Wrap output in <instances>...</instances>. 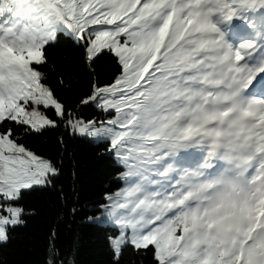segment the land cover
Returning a JSON list of instances; mask_svg holds the SVG:
<instances>
[{"label": "snow or ice", "instance_id": "6c2138e0", "mask_svg": "<svg viewBox=\"0 0 264 264\" xmlns=\"http://www.w3.org/2000/svg\"><path fill=\"white\" fill-rule=\"evenodd\" d=\"M64 41L93 74L105 57L119 67L71 105L48 71ZM93 108L104 118H84ZM61 126L118 170L88 209L116 264L129 248L264 264V0H0V244L26 225L25 196L62 175L27 138ZM46 264H75L55 234Z\"/></svg>", "mask_w": 264, "mask_h": 264}, {"label": "trees", "instance_id": "16d2710c", "mask_svg": "<svg viewBox=\"0 0 264 264\" xmlns=\"http://www.w3.org/2000/svg\"><path fill=\"white\" fill-rule=\"evenodd\" d=\"M49 73L56 93L69 105L86 93L92 81L110 82L119 72L116 62L105 57L92 66L83 60L77 47L64 41L49 50ZM61 78L67 84H61ZM86 119H103L95 108L84 110ZM27 145L40 154L62 161V175L55 187L29 192L25 206L31 213L27 223L13 233L7 244H0V264H46L50 244L55 245L75 264H116L108 226L89 222L98 215L88 211L109 191L117 190L118 170L101 161L105 145L72 135L63 126L29 136ZM122 186V185H121ZM80 211L73 213V209ZM123 264H154L150 254L129 248Z\"/></svg>", "mask_w": 264, "mask_h": 264}]
</instances>
